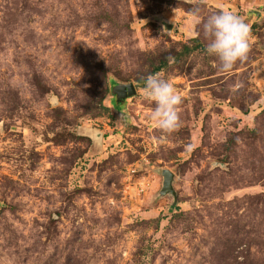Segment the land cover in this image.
Segmentation results:
<instances>
[{
  "label": "rangeland",
  "instance_id": "rangeland-1",
  "mask_svg": "<svg viewBox=\"0 0 264 264\" xmlns=\"http://www.w3.org/2000/svg\"><path fill=\"white\" fill-rule=\"evenodd\" d=\"M196 10L249 25L230 72ZM0 264H264V0H0Z\"/></svg>",
  "mask_w": 264,
  "mask_h": 264
},
{
  "label": "clouds",
  "instance_id": "clouds-1",
  "mask_svg": "<svg viewBox=\"0 0 264 264\" xmlns=\"http://www.w3.org/2000/svg\"><path fill=\"white\" fill-rule=\"evenodd\" d=\"M192 23L200 26L206 40L205 54L215 57L224 72H230L237 62L247 58L251 29L243 17L223 10L202 17L199 10L189 13ZM174 58L168 57L169 62ZM145 96L154 103L150 119L164 132H174L181 123L179 106L183 99L174 85L158 75L144 81Z\"/></svg>",
  "mask_w": 264,
  "mask_h": 264
},
{
  "label": "water",
  "instance_id": "water-1",
  "mask_svg": "<svg viewBox=\"0 0 264 264\" xmlns=\"http://www.w3.org/2000/svg\"><path fill=\"white\" fill-rule=\"evenodd\" d=\"M126 90L127 91H125V93L131 94L134 92L131 87L127 88ZM162 176H163V187L161 191L162 195H167V194L175 195V192L172 187L173 174L169 171H163Z\"/></svg>",
  "mask_w": 264,
  "mask_h": 264
}]
</instances>
